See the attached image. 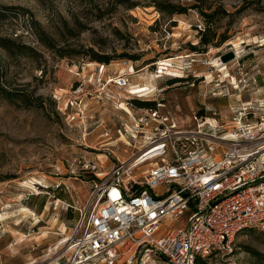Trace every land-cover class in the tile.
I'll use <instances>...</instances> for the list:
<instances>
[{"label": "rangeland", "instance_id": "374dc122", "mask_svg": "<svg viewBox=\"0 0 264 264\" xmlns=\"http://www.w3.org/2000/svg\"><path fill=\"white\" fill-rule=\"evenodd\" d=\"M154 3L179 5L186 11L168 14ZM0 11V38L25 48L18 53L14 47L12 54L0 48V88L14 95L12 101L0 96L1 264L72 262L69 246L78 215L67 204L83 207L95 184L99 187L103 179L83 170L80 163L93 159L98 173H107L114 161L110 151L125 159L134 153L119 142L108 145L116 140L115 130L126 121V112L134 114L137 109L132 100L153 102L154 108L160 104L159 114L185 131L195 129L194 114L212 118L210 111L214 110L225 116L227 106L264 100L250 98L253 73L264 77V0H0ZM194 12L209 25L208 45H202L194 32ZM41 32L50 47L38 41ZM190 45L197 48L193 53L204 54L202 58L211 63L225 52L236 51L238 58L226 63L223 72L219 67L212 74L211 69L194 68V75L208 76L206 81L226 72L233 75L236 95L211 96L214 83L202 85L191 76L154 79L158 61L189 53ZM92 54L111 57L110 69L117 72L125 71L122 63L132 66L138 71L130 78L133 82L153 84L162 91L158 96L133 97L120 108L122 92L114 91V102L103 99L96 103L92 94L86 102L93 119L69 123L53 95L74 84L68 67L90 63L93 68ZM171 79L182 81L168 85ZM140 88H134V93L144 91ZM21 95L33 106L15 98ZM104 131L109 132V140L100 138ZM221 151L215 150L214 155L220 156ZM248 248L264 255V226L248 229L234 239L230 251L204 261L258 264ZM125 256L116 264H125ZM152 260L146 264H154Z\"/></svg>", "mask_w": 264, "mask_h": 264}, {"label": "built area", "instance_id": "2783aa9c", "mask_svg": "<svg viewBox=\"0 0 264 264\" xmlns=\"http://www.w3.org/2000/svg\"><path fill=\"white\" fill-rule=\"evenodd\" d=\"M194 14V32L203 34L206 25ZM202 55L189 52L160 60L152 75L155 80L191 76L202 85L213 82L211 96L236 95L237 81L228 72L210 81L207 75H194L196 67L211 69V74L216 68ZM216 61L220 72L225 71L220 57ZM90 65L68 67L74 84L53 95L69 123L93 119L86 102L92 94L97 101L114 102L111 88L122 92L119 107L133 97L158 96L162 91L153 84L132 86L130 76L138 71L125 63V72L108 75V65L95 63L88 70ZM134 88L144 91L134 93ZM159 106L137 108L134 114L129 110L115 130L116 140L108 145L119 142L134 149L127 159L110 151L114 161L103 175L93 159L80 163L103 179L83 207L67 205L79 213L70 239V264H116L123 255L125 264L151 259L154 264H195L230 251L238 235L264 223V100L227 106L225 116L214 110L212 118L194 114L191 131L160 115ZM100 138L111 136L104 131ZM219 148L221 155L215 156ZM161 186L166 188L157 190ZM165 222L170 224L164 226Z\"/></svg>", "mask_w": 264, "mask_h": 264}, {"label": "trees", "instance_id": "16d2710c", "mask_svg": "<svg viewBox=\"0 0 264 264\" xmlns=\"http://www.w3.org/2000/svg\"><path fill=\"white\" fill-rule=\"evenodd\" d=\"M118 4H123L122 2H118ZM155 6L162 10V11H165L166 13L168 14H183L185 11H186V8L185 7H180L179 5H174V4H167L166 7H160L158 4L154 3ZM128 8H133V5H130L128 6ZM4 10H9L8 8H5ZM1 13V11H0ZM213 15H210V16H207V17H211ZM205 24H206V31L203 33V34H200L199 35V39H200V43L202 45H208L211 40L210 39H207V32H208V29H209V25L205 19ZM37 39L38 41L43 44L44 46L46 47H50L49 45V41H47L44 33H38L37 34ZM14 47H16V51L18 53H23L24 51H20V50H24V46H19V45H15V43L12 41V40H9V39H3V38H0V48L2 50H4L7 54H12L14 52ZM22 47V48H20ZM188 51L189 52H196L197 51V48L195 46H189L188 48ZM199 53V52H197ZM60 56H64V55H60ZM128 55H122L121 58H127ZM89 58L91 61H93L94 63H97V64H103V65H109V63L111 62V57H106V56H102V55H97V54H92V55H89ZM132 58V57H131ZM133 60H136V59H133ZM1 73V72H0ZM182 80L181 79H171L168 81V85H173L175 84L176 82H181ZM0 96L1 98L5 99V100H8V101H12L13 98H14V95L13 93L9 92V91H6L2 88H0ZM15 98H17L18 100H20L21 103H23L24 105L26 106H33L32 103H27L26 99H24V97L21 95V96H16ZM132 102L136 105L137 108H144V107H151V108H154L155 107V104L153 102H145V101H137V100H132ZM197 116H202V113H198L196 114ZM1 181V179H0ZM260 227H263L264 226V223L259 225ZM252 229V228H250ZM247 252L250 253L252 256H254L255 258H257L259 261L258 264H264V255L258 253L257 251H255L254 249L252 248H248L247 249ZM205 259H197L195 264H205Z\"/></svg>", "mask_w": 264, "mask_h": 264}, {"label": "crops", "instance_id": "0c3cea01", "mask_svg": "<svg viewBox=\"0 0 264 264\" xmlns=\"http://www.w3.org/2000/svg\"><path fill=\"white\" fill-rule=\"evenodd\" d=\"M90 66H89V69L88 70H90ZM94 68V67H93ZM93 68H91V69H93ZM255 67H253V69H251L252 70V73L255 71V69H254ZM125 69V71H126V67L124 68ZM106 71V75H108V74H112V73H116L117 71L116 70H112V69H110V65H108L107 67H106V69H105ZM125 71H123V72H125ZM254 74V76H252V82H253V85L251 86V88H250V91H251V96H250V98L252 99V100H260V99H264V77H262V76H258L257 75V72L255 71V73H253ZM130 78H131V76H130ZM130 84L132 85V86H136V85H138V86H148L149 84H146V83H144L143 81L142 82H133L132 81V79H130ZM88 87H90V86H88ZM63 89V88H62ZM64 89H66V88H64ZM111 91L114 93V91H116L115 89H112L111 88ZM99 101H97L96 100V103H98ZM90 112H91V110L89 109L88 110V112H87V114L88 115H90ZM128 112V111H127ZM99 174H105V173H102V172H99ZM56 201H60V199H57ZM68 205V204H67ZM74 211H76L77 212V215H78V217H79V213H78V210L77 209H73ZM77 220H78V218H77ZM77 220H76V222H75V225H76V223H77ZM72 225V224H71ZM75 225H74V227H75ZM69 230H71V228L69 229ZM0 264H1V262H0Z\"/></svg>", "mask_w": 264, "mask_h": 264}, {"label": "water", "instance_id": "95a60500", "mask_svg": "<svg viewBox=\"0 0 264 264\" xmlns=\"http://www.w3.org/2000/svg\"><path fill=\"white\" fill-rule=\"evenodd\" d=\"M234 59V53L229 51L220 56V60L223 64L229 63Z\"/></svg>", "mask_w": 264, "mask_h": 264}, {"label": "bare ground", "instance_id": "6f19581e", "mask_svg": "<svg viewBox=\"0 0 264 264\" xmlns=\"http://www.w3.org/2000/svg\"><path fill=\"white\" fill-rule=\"evenodd\" d=\"M213 66L214 67H218L219 66V63L217 62V61H213ZM129 111V110H128ZM65 241H67V240H65ZM64 242V241H63ZM65 243V242H64Z\"/></svg>", "mask_w": 264, "mask_h": 264}]
</instances>
